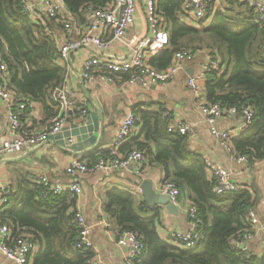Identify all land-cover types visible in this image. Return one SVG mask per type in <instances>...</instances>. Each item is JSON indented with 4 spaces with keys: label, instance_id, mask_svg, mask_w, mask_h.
<instances>
[{
    "label": "trees",
    "instance_id": "16d2710c",
    "mask_svg": "<svg viewBox=\"0 0 264 264\" xmlns=\"http://www.w3.org/2000/svg\"><path fill=\"white\" fill-rule=\"evenodd\" d=\"M109 0H65L71 13L81 16L87 5L104 7ZM169 34L168 46L150 61L158 70L165 69L179 50L215 51L218 65L211 69L204 85L207 104L222 108L250 106L251 124L232 141L233 152L259 162L264 153V50L263 29L254 10L245 4L229 1L217 10L209 25L202 29L186 26L180 17L182 0H156ZM45 24V25H44ZM32 24L24 14L20 0H0V49L8 69L11 88L21 98L40 103L44 111L56 107L53 93L65 80L66 68L59 62L51 21ZM58 31L59 26H57ZM126 80L127 76H120ZM135 114V110L132 111ZM137 127L144 141L125 144L121 154L145 151V158L159 166L165 182H172L187 192L200 219V238L193 248L184 250L166 243L158 233V220L144 201L138 205L132 194L111 190L106 194V212L116 229L132 231L144 244L142 255L133 264H264V255L238 253L228 241L250 226L246 220L256 198L247 188L236 193L215 195L204 170L202 159L186 148L187 136L168 132L166 119L159 110H139ZM137 117V116H136ZM153 143L156 152L148 144ZM101 155L100 157H107ZM147 158V159H148ZM96 160H93V162ZM92 162V163H93ZM44 188L25 182L11 191L8 201L0 204V225L6 224L13 236H28L38 251L33 264H87L89 252L74 248L78 231L71 208L75 196L43 197Z\"/></svg>",
    "mask_w": 264,
    "mask_h": 264
},
{
    "label": "built area",
    "instance_id": "2783aa9c",
    "mask_svg": "<svg viewBox=\"0 0 264 264\" xmlns=\"http://www.w3.org/2000/svg\"><path fill=\"white\" fill-rule=\"evenodd\" d=\"M230 1V0H229ZM254 10L257 23L263 29L262 47L264 50V0H239ZM22 10L28 20L34 25L53 22L61 30L58 36L54 30H47V35L54 39L59 53V62L68 67L69 54L83 47H91L96 55L81 57L79 60L80 75L84 81L94 78V73L100 69L116 76H127L123 80L125 89H147L151 85H165L177 78L183 72L187 63L195 61L198 56L204 55L205 61L200 70L193 73L186 81L188 92L198 100L199 109L210 127V134L220 143V146L233 152L232 141L240 136L252 121L253 112L250 106L229 107L224 109L219 103L205 104L202 85L207 81L211 69L218 65V61L209 59V51L199 49L196 51L179 50L173 54L170 64L162 70L152 67L148 59L168 46L169 34L165 19L157 7L156 0H109L104 7L94 5L85 6L80 12L81 16L73 14L67 8L65 0H20ZM217 11L216 0H182L180 17L182 22L191 28H198L203 21L210 20ZM142 31L136 43L131 46L126 40V34L135 27L136 23ZM45 25V24H44ZM57 34V35H56ZM122 49H130L128 57L119 55ZM102 54V55H101ZM100 80H108L104 73L97 76ZM57 105V115L44 128L30 131L24 124V119L34 108V101L19 98L9 84L8 69L0 49V105L8 123V139L0 145V159H10L20 155L25 147L42 145L46 140L58 133L69 121L73 114L84 121L90 107L85 99L72 96L65 80L60 88L53 93ZM204 103V104H203ZM240 116L241 124L233 129L219 131L215 122L224 116ZM137 124V117L128 111L119 127L115 131L112 148L107 157H100L91 164L80 161H71L64 171L67 175H87L94 172H112L134 168V174L141 178V168L145 162L144 151L132 149L125 155L120 149L125 141L132 135ZM168 132H177L182 136L190 134V127L176 120L168 122ZM246 156H237L238 162L248 161ZM204 170L212 185V193L225 195L236 193L243 189L232 181L229 172L220 164L205 158ZM259 164L264 167V153ZM44 188L43 197L60 196L66 192L79 195L81 188L78 183L52 184L47 178L40 177L34 182ZM11 187L0 185V204L6 203L11 193ZM141 191L139 190V193ZM158 193L167 197L170 203L177 205L181 191L172 182L163 183ZM190 228L188 231L176 233L172 245L188 250L198 242L200 219L197 209L191 205L188 210ZM246 220L252 227L260 226L259 218L253 209H249ZM73 223L78 231L74 248L89 252L91 257L87 264H107L100 253L95 249L91 239L90 227L81 212H75ZM251 233L244 231L228 241L230 249L234 252H248V242ZM117 245L124 250L127 264H133L143 251L144 244L132 231H121L117 237ZM37 245L31 242L24 234L13 236L8 225H0V254L14 264H29Z\"/></svg>",
    "mask_w": 264,
    "mask_h": 264
},
{
    "label": "crops",
    "instance_id": "0c3cea01",
    "mask_svg": "<svg viewBox=\"0 0 264 264\" xmlns=\"http://www.w3.org/2000/svg\"><path fill=\"white\" fill-rule=\"evenodd\" d=\"M231 1V0H230ZM217 10L227 7L229 0H216ZM240 3V1H238ZM243 4V3H242ZM210 20L203 21L198 29H202L210 24ZM138 21L134 28L126 34V40L133 46L142 27ZM58 36L62 32L54 27ZM57 35V34H56ZM209 51V59L218 61L219 56L213 50ZM130 49H122L119 55L128 57ZM159 54V53H158ZM158 54L150 57L148 63ZM96 55L91 47L71 52L66 68L65 83L68 90L74 97L85 99L90 107L88 115L82 121L77 114L67 121L63 128L56 134L51 135L45 143L35 147H25L23 152L10 159H3L0 164V185H8L11 190H15L20 183H34L40 177L47 178L50 183L70 184L76 182L81 188L79 195L75 196L72 212H81L90 227L91 239L95 249L100 253L107 264H127L124 250L117 245L119 231L116 229L110 215L106 212V194L111 190H120L134 196L138 205L144 201L139 193V184L142 180L152 183L153 190L158 193L163 184L164 174L159 166L150 163L147 156L141 168L142 177L134 174V168L128 167L120 171L108 173L94 172L87 175H67L64 171L71 161H80L91 164L99 156L109 154L114 134L128 111H157L166 119V123L180 120L190 127V134L186 139V148L191 154L198 155L202 161L207 158L212 162L220 164L226 169L232 181L239 184L243 189L247 188L256 198L253 208L260 221V226L251 227V240L248 242V251L254 255H264V167L259 162H238L237 155L229 152L220 146V143L210 134V127L207 125L198 106V100L194 98L186 88V81L193 73L200 70L201 64L205 61V56L187 63L184 70L174 80L165 85H151L147 89H127L122 87L120 76L111 75L97 70L94 78L84 81L80 75L79 60L81 57ZM102 55V54H101ZM62 64V63H61ZM104 73L108 80H100L97 76ZM202 101L206 103L205 91ZM203 103V104H204ZM34 108L24 119V124L30 131H38L44 128L57 115L58 109L50 106L48 111H44L43 106L34 102ZM140 121V119H139ZM242 122L240 116H224L215 122L214 127L219 130H228L238 127ZM137 125V124H136ZM137 126L132 135L125 141V144L133 146L144 141V136L139 134ZM8 139V123L0 105V145ZM122 146V147H123ZM152 155L156 148L153 143L148 144ZM132 149H135L133 147ZM120 149V154H121ZM147 152V150L145 149ZM144 151V152H145ZM2 160L0 159V162ZM159 194V193H158ZM189 194L182 193L177 205L178 215L169 214L164 207L158 206L152 211L158 220L157 229L160 237L171 244L176 233L188 231L190 219L188 210L192 205L189 201ZM38 251L32 254L29 264H33V259ZM0 264H14L0 254Z\"/></svg>",
    "mask_w": 264,
    "mask_h": 264
},
{
    "label": "water",
    "instance_id": "95a60500",
    "mask_svg": "<svg viewBox=\"0 0 264 264\" xmlns=\"http://www.w3.org/2000/svg\"><path fill=\"white\" fill-rule=\"evenodd\" d=\"M70 57V54H69ZM5 162L2 160L0 164ZM141 197L149 208H157L158 206L164 207L165 210L171 215H178L177 207L170 203L167 197L156 193L152 188V183L148 180H142L139 184Z\"/></svg>",
    "mask_w": 264,
    "mask_h": 264
},
{
    "label": "rangeland",
    "instance_id": "374dc122",
    "mask_svg": "<svg viewBox=\"0 0 264 264\" xmlns=\"http://www.w3.org/2000/svg\"><path fill=\"white\" fill-rule=\"evenodd\" d=\"M231 1H236V2H238L239 0H231ZM239 3V2H238ZM245 4V3H244ZM246 6H248L247 4H245Z\"/></svg>",
    "mask_w": 264,
    "mask_h": 264
}]
</instances>
